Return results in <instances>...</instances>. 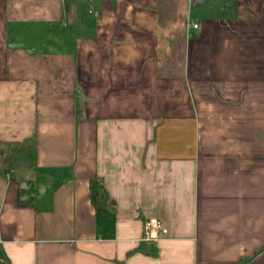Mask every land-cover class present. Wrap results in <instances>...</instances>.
I'll use <instances>...</instances> for the list:
<instances>
[{
    "label": "crops",
    "instance_id": "1",
    "mask_svg": "<svg viewBox=\"0 0 264 264\" xmlns=\"http://www.w3.org/2000/svg\"><path fill=\"white\" fill-rule=\"evenodd\" d=\"M31 137L9 264H264V0H0V142Z\"/></svg>",
    "mask_w": 264,
    "mask_h": 264
},
{
    "label": "trees",
    "instance_id": "2",
    "mask_svg": "<svg viewBox=\"0 0 264 264\" xmlns=\"http://www.w3.org/2000/svg\"><path fill=\"white\" fill-rule=\"evenodd\" d=\"M37 160V145L34 137L19 142H0V174L3 176L18 169L36 170ZM90 192L92 204L96 209L107 205L108 195L102 180L92 179ZM157 251L153 242L143 241L134 252L156 255ZM1 257L4 255L0 253ZM117 264L121 263L117 262Z\"/></svg>",
    "mask_w": 264,
    "mask_h": 264
},
{
    "label": "built area",
    "instance_id": "3",
    "mask_svg": "<svg viewBox=\"0 0 264 264\" xmlns=\"http://www.w3.org/2000/svg\"><path fill=\"white\" fill-rule=\"evenodd\" d=\"M193 28H197L198 25L193 24ZM158 232L167 234L168 230L163 227L162 223L157 219H150L145 222V237L148 239H156ZM0 264H9L6 257L0 258Z\"/></svg>",
    "mask_w": 264,
    "mask_h": 264
}]
</instances>
